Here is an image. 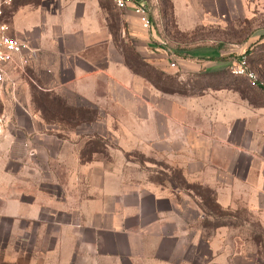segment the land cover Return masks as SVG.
<instances>
[{
  "label": "crops",
  "instance_id": "crops-1",
  "mask_svg": "<svg viewBox=\"0 0 264 264\" xmlns=\"http://www.w3.org/2000/svg\"><path fill=\"white\" fill-rule=\"evenodd\" d=\"M153 1L135 0L148 10L150 29L141 25L133 6L119 9L112 0H15L6 11L12 33L32 52L26 68L14 69L15 89L31 85L21 102L41 125L29 132L27 142L37 153L31 162L53 157L73 165L60 191H45L46 203L40 201L43 189L31 185L29 194L16 192L12 208L2 209L1 215L13 218L17 243L28 235L35 239L28 258L20 251L12 264H176L172 257L183 242V220L188 211L197 217L199 200L183 207L182 189L174 182L136 181L122 172L125 160L119 167L116 159L96 153L86 157L89 141L103 132L80 126L95 125L103 116L114 119L111 106H120L131 118L124 130L104 128L111 139L116 137V148L142 150L158 160H164L166 149L173 150L171 164L179 168L181 151L189 149L185 179L210 188L224 210L244 208L264 224V107L225 89L190 96L184 106L135 69L133 57L149 66L163 55L152 49L159 50L167 12ZM209 1L211 8L208 3L200 7L202 18L214 10L221 14L220 3L230 0ZM174 11L192 16L194 8ZM156 64L166 67L165 60ZM34 88L59 99L65 114L49 119L32 108ZM181 109L188 116H180ZM87 110L98 116L86 121ZM54 144L59 151L53 156ZM105 145L111 148L112 142ZM191 223L196 221L189 228ZM203 241L213 246L211 239L196 235L191 244Z\"/></svg>",
  "mask_w": 264,
  "mask_h": 264
},
{
  "label": "rangeland",
  "instance_id": "rangeland-1",
  "mask_svg": "<svg viewBox=\"0 0 264 264\" xmlns=\"http://www.w3.org/2000/svg\"><path fill=\"white\" fill-rule=\"evenodd\" d=\"M155 1V2H154ZM166 8V18L161 26L164 36L158 44L159 50L153 48L155 53L163 54L155 60V64L145 66L136 57H133V66L143 75L147 76L155 85L168 95L177 96L185 106L190 96H201L209 90L225 89L231 95L236 93L252 103L254 107H264V0H230L222 1L217 11L207 12L205 18L201 17L200 7H212L208 0H154ZM184 6H193L192 16L176 15L175 9L184 10ZM185 21H197L192 25H185ZM153 27L157 26L153 23ZM153 46H156L153 45ZM246 61L248 72L256 76L250 80L246 75L232 73L234 66L241 60ZM166 61L162 69L156 62ZM176 62L172 68L168 62ZM14 69H9L5 85L0 86V189L4 193L0 196V215L2 209L12 208L16 192H30L31 185L43 189L41 203H46V193L60 191V181H68V162L63 163L50 157L49 160L39 158L34 148L27 142L29 132L34 127H41L30 116L31 109L23 101L24 94L30 93L28 89H15L16 77ZM17 84V83H16ZM7 88V89H6ZM35 104L32 108L41 109L44 116H63L66 109L59 103V99L47 96L39 89H32ZM23 103H22V102ZM28 109V110H27ZM114 119L99 117L95 125L85 123L86 131L94 127L102 131L89 141L85 149L86 157L97 155L102 159H116L120 167L121 160H125L122 172L127 178L136 181L152 180L162 183L173 182L182 189V204L194 206V200H202L199 193L208 194L212 190L199 182L190 183L185 179L189 172V149H183L182 168L173 166V150L166 149L164 160L157 159V155H148L142 150L126 152L116 148V137H109L112 129H122L131 126V118L123 108L111 106ZM29 111V112H28ZM180 116H188L184 109ZM86 121L98 116L97 111L87 110ZM94 126V127H93ZM104 133L107 135L104 136ZM35 134V133H32ZM53 135V140L59 142ZM75 137V138H74ZM74 140L76 136H74ZM40 141V140H39ZM112 142V147L106 143ZM51 155H56L58 146L53 145ZM53 158V159H52ZM34 175V178L31 176ZM36 178V179H35ZM199 178V181L204 184ZM203 178V177H202ZM60 179V180H59ZM42 192V191H41ZM191 195V199L190 196ZM197 196V197H196ZM197 207V217L193 211H188L183 220V242L172 257L176 264H264V224L257 214L242 208L236 212H228L224 216L214 215L213 219H205V214ZM4 211V210H3ZM184 217V214H183ZM196 217V219H194ZM13 218L0 216V264H12L10 261L15 254H25L28 258L30 250L34 249V238L28 235L25 241L16 242L14 235ZM190 221H196V224ZM185 222V223H184ZM224 225L225 227H220ZM196 231V233H195ZM211 239L213 246L199 242L191 244L192 236ZM20 241V240H19ZM5 257V263L2 261ZM114 263V262H113ZM104 264H111L110 261ZM117 264V263H115ZM144 264V263H142Z\"/></svg>",
  "mask_w": 264,
  "mask_h": 264
},
{
  "label": "built area",
  "instance_id": "built-area-1",
  "mask_svg": "<svg viewBox=\"0 0 264 264\" xmlns=\"http://www.w3.org/2000/svg\"><path fill=\"white\" fill-rule=\"evenodd\" d=\"M117 8L124 9L133 6L138 14L141 25L150 29L152 22L145 5L137 4L135 0H112ZM15 0H0V86L7 82L6 74L9 69L21 70L26 68L32 60V52L28 44L19 40L11 31V26L6 20V11L11 8ZM172 68L176 67V62L170 63ZM246 61L243 59L237 66H234L232 73L235 75H246L250 80H256L252 72L246 70ZM8 83V82H7Z\"/></svg>",
  "mask_w": 264,
  "mask_h": 264
},
{
  "label": "trees",
  "instance_id": "trees-1",
  "mask_svg": "<svg viewBox=\"0 0 264 264\" xmlns=\"http://www.w3.org/2000/svg\"><path fill=\"white\" fill-rule=\"evenodd\" d=\"M199 197L202 200L201 208H202L204 214L210 215L212 217L214 215L224 216V215L228 214L229 211L224 210L217 203L216 198H215L212 191L209 192L208 194L199 193Z\"/></svg>",
  "mask_w": 264,
  "mask_h": 264
}]
</instances>
